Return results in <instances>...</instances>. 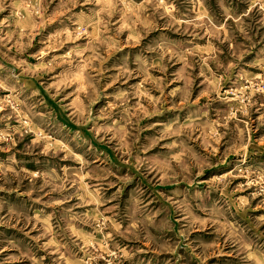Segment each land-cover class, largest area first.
<instances>
[{"label": "rangeland", "instance_id": "rangeland-1", "mask_svg": "<svg viewBox=\"0 0 264 264\" xmlns=\"http://www.w3.org/2000/svg\"><path fill=\"white\" fill-rule=\"evenodd\" d=\"M0 264H264V0H0Z\"/></svg>", "mask_w": 264, "mask_h": 264}]
</instances>
